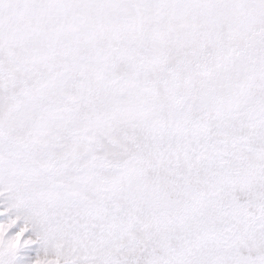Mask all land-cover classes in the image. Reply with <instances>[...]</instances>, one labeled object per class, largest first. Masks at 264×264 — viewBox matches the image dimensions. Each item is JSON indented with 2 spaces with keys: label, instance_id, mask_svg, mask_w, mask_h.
Returning a JSON list of instances; mask_svg holds the SVG:
<instances>
[{
  "label": "snow or ice",
  "instance_id": "1",
  "mask_svg": "<svg viewBox=\"0 0 264 264\" xmlns=\"http://www.w3.org/2000/svg\"><path fill=\"white\" fill-rule=\"evenodd\" d=\"M0 264H264V0H0Z\"/></svg>",
  "mask_w": 264,
  "mask_h": 264
}]
</instances>
